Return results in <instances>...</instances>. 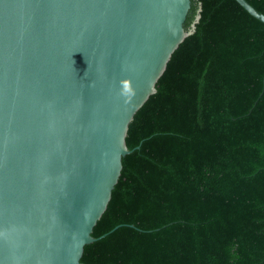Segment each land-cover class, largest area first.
Listing matches in <instances>:
<instances>
[{
  "label": "water",
  "instance_id": "95a60500",
  "mask_svg": "<svg viewBox=\"0 0 264 264\" xmlns=\"http://www.w3.org/2000/svg\"><path fill=\"white\" fill-rule=\"evenodd\" d=\"M189 7L0 0V264H85L84 245L107 233L91 234L130 151L128 123L193 31Z\"/></svg>",
  "mask_w": 264,
  "mask_h": 264
},
{
  "label": "trees",
  "instance_id": "16d2710c",
  "mask_svg": "<svg viewBox=\"0 0 264 264\" xmlns=\"http://www.w3.org/2000/svg\"><path fill=\"white\" fill-rule=\"evenodd\" d=\"M192 23L128 123L85 264H264V23L190 0Z\"/></svg>",
  "mask_w": 264,
  "mask_h": 264
}]
</instances>
